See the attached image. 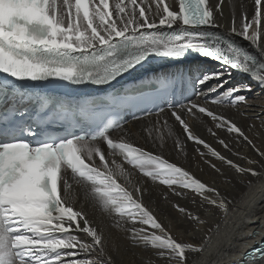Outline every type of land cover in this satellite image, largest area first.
Listing matches in <instances>:
<instances>
[{
	"label": "snow or ice",
	"instance_id": "obj_1",
	"mask_svg": "<svg viewBox=\"0 0 264 264\" xmlns=\"http://www.w3.org/2000/svg\"><path fill=\"white\" fill-rule=\"evenodd\" d=\"M224 2L218 0L213 7L209 0H0V73L15 81L51 78L75 85L104 86L135 70L153 54L172 59L195 54L214 60L223 70H205L193 81L201 87L215 81L208 88L212 98L204 104L169 103L168 111L187 140L202 145L238 177L250 175L259 180L264 171L253 167L259 161L247 159L249 167L234 163L195 135L185 118L195 121L201 114L209 117L216 129L235 133L255 148L235 121L214 112L209 104L237 109L240 105L250 106L247 95L241 93L251 92V84L224 88L223 78L233 71L247 75L264 89V0H254L251 19L241 6L240 18L233 15L230 27L216 18L219 13L223 19ZM236 37L249 41L255 51L243 47ZM177 83L183 91L186 81L182 74ZM150 87L157 97L167 95L169 88L176 91L167 75L157 77ZM10 91L7 80L0 82V102L5 104L0 112V264H113L102 231L87 218L84 204L115 217L117 227L131 225L126 231L134 246L154 250L166 264H188L189 253H202L204 244L178 242L162 226L142 201L147 192L144 178L166 187L167 192L162 194L165 200L168 193L177 197L191 193L222 217L235 214L225 223L243 221L257 193L264 191V182L254 186L247 181L250 192L244 194L240 210L232 208L230 212L232 201L221 196L217 188L162 154L148 152L126 139L128 133L120 120L121 105L131 101L133 106H139L150 103L153 97L114 96L80 105L72 114L77 124L85 121L79 133L67 130L63 136L37 139L32 123L16 122V115L23 117L26 112L9 105ZM46 105L42 99L41 106ZM141 111L145 116L152 115L146 108ZM164 112L158 108L156 115ZM161 127L167 130L168 138L174 136L167 120L163 126L157 120L144 131L150 139L155 132L154 142L158 140L163 148ZM113 131L122 135L114 138ZM208 131L216 136L211 128ZM218 143L230 150L225 140L218 138ZM175 148L184 151L179 137L175 138ZM197 151L204 159L206 154ZM256 151L264 158V152ZM125 164L137 170L140 178L134 180ZM210 166L223 175L215 164ZM240 182L245 183L243 179ZM77 204L82 206L77 208ZM173 206L189 221L201 226L206 223L186 208ZM215 227L219 229V225ZM74 231L86 234V239L73 235ZM226 235L218 232L219 237ZM209 240L205 236L204 243ZM81 254L86 258H80ZM226 264H264V240Z\"/></svg>",
	"mask_w": 264,
	"mask_h": 264
},
{
	"label": "bare ground",
	"instance_id": "obj_2",
	"mask_svg": "<svg viewBox=\"0 0 264 264\" xmlns=\"http://www.w3.org/2000/svg\"><path fill=\"white\" fill-rule=\"evenodd\" d=\"M168 2H171V0H168ZM209 2L214 7L218 0H209ZM241 6H243V12L251 19L255 12L254 0H225L223 4V19L217 13V20L224 23L226 27H230L233 15L237 19L240 18ZM175 10H178V7ZM261 40L264 41V37H261ZM213 69L223 70L219 66L193 64L188 66V69H184V73H187L193 82L200 72ZM223 80L224 88L233 87L238 84H251V92L241 93L247 95L250 106L245 107L244 105H240L237 109L209 104V107L214 112L223 114L235 121L255 145V148L244 141L242 137H237L235 133L229 134L226 129H216L211 118L202 114L201 118L195 121L187 116L185 118L188 119L189 126L192 128L194 134L203 139L216 151L243 167H249L247 159L257 160L259 163L253 165V167L257 171H264V167H262L264 166V158H261L256 151V149H259L264 152V89L237 76L234 72L230 76L226 75ZM213 83L215 81L203 87L193 83L192 86L195 92L183 104H187L189 101L204 104L206 99L210 100L212 95L209 94L208 88ZM197 91L201 93L199 96L196 94ZM163 109H165V112L159 117L156 114H152L151 116L139 117L136 120L123 124L124 131L128 133L126 139L148 152L162 154L164 158L185 168L202 182L217 188L221 196L232 201L230 212L232 208H236L239 211L240 202L244 198V194L250 192V189L246 187V182L250 180L254 186H257L259 183L264 182V176L259 178V180L250 175L243 178L238 177L235 171L229 168L228 165L208 154V150L202 145H196L194 142L187 140L182 128L175 121L174 117L171 116L168 108ZM157 120L160 121L161 126H163V121L167 120L168 126L174 132V136L168 138L167 130L161 127L160 135L164 137L163 148L160 147L158 140L154 142L155 132L153 133V138L150 139L144 131L145 128L155 125ZM209 128L216 132V136H212L209 133ZM111 135L114 138H118L122 133L120 131H113ZM176 137H179L184 144L183 152L175 148ZM218 138L229 143L230 150L225 149L219 144ZM197 149L206 154L204 159L200 158ZM105 151H107L106 147ZM205 160L210 163H205ZM210 164H215L217 168H220L223 175L217 173ZM124 166L130 172H133L134 180L140 178L137 170L132 169L126 164ZM144 179L146 180L144 186L147 188V192L143 195L142 201L148 208L153 210L162 226L178 242L192 243L197 246L204 244V251L202 253H189L188 264H192L193 261H199L201 264H226L227 261L239 257L248 248L257 246L258 242L264 239V191L257 193L256 202L243 221L237 219L235 223H225V220L230 221L232 215L235 214L229 217H222L211 206L202 205L200 198H193V194L191 193H186L183 197H177L168 193V199L165 200L162 194L167 192L166 187L153 185L150 180ZM241 179L245 183H241ZM252 191H255V187ZM175 204L199 215L206 223L201 226L189 221L177 211L173 206ZM81 206V204L76 205L77 208ZM82 207L87 218L102 231L106 252L111 257L113 264H152L153 261L155 264H166L165 261L156 257L154 250H145L142 247L134 246L133 241L130 239V234L126 231V228L131 227V225L117 227L115 217L103 215L88 204H84ZM216 225H219L218 230L215 227ZM137 227H140V225H137ZM209 229H212V231H209ZM218 232L226 233L227 235L219 237ZM250 232H255L256 235L249 236ZM72 234L78 236L81 240L86 239V234L82 232L74 231ZM205 236L210 237L208 243H204ZM80 258L86 257L81 254Z\"/></svg>",
	"mask_w": 264,
	"mask_h": 264
}]
</instances>
